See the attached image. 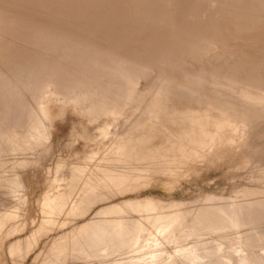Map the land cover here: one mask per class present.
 Listing matches in <instances>:
<instances>
[{
	"label": "bare ground",
	"instance_id": "1",
	"mask_svg": "<svg viewBox=\"0 0 264 264\" xmlns=\"http://www.w3.org/2000/svg\"><path fill=\"white\" fill-rule=\"evenodd\" d=\"M68 112L96 145L28 218ZM239 118L262 144L242 197H125L199 174ZM263 163L264 0H0V264H264Z\"/></svg>",
	"mask_w": 264,
	"mask_h": 264
},
{
	"label": "rangeland",
	"instance_id": "2",
	"mask_svg": "<svg viewBox=\"0 0 264 264\" xmlns=\"http://www.w3.org/2000/svg\"><path fill=\"white\" fill-rule=\"evenodd\" d=\"M145 85L146 83L144 86ZM79 122V118L76 115L69 112L66 113L63 118H60L56 121L53 129L52 141L50 144H43L40 146L41 150L43 151L40 153V162L30 169L28 176V195L30 199V204L27 211L28 218L33 217V214L38 209L37 199H39L40 196H42L44 192L49 189L51 179L55 175L54 170L57 160L59 158H68L75 152H83L86 149L96 145V142L90 140L89 137H87L89 139L86 137H79L78 139H75L74 136L72 138V134H75L73 131H79L78 129L82 127ZM244 124L245 122H242V119L239 118L237 123V133L239 128H241ZM88 130L89 129H87V131ZM89 132H91V130H89L86 135L90 134ZM236 138L237 140L240 139L239 145L228 144L227 142H224V140L221 143H218L217 151L219 158H211L210 162L206 164L207 166L205 165L206 167H203L202 170H200L199 174H196L195 171H192V175L181 178L178 185L170 187L164 185V183H157L146 188L143 187L138 189V191H134L136 193L130 192L125 195V197H135L137 195L142 197L144 195H148L165 199L186 200V198L193 199L198 193H200V195L205 194V197L216 195L221 199L231 197L232 195H237V199L242 197V195H244L242 192L240 193L239 191H235L237 188H240L241 183V185H249V187L254 184V180L249 173H256L257 169L255 168H257V165L254 167L251 166L254 162L251 152L256 149L257 146H260L261 142L259 141L260 138L256 140L252 139L257 138L253 137L252 134L242 135L238 133ZM248 159L249 161L246 163ZM220 173H223V175ZM209 191L212 193L209 194ZM93 211H95V209L89 213V216L90 214L94 213ZM37 224L38 221L23 232L14 235L11 239L15 240L19 236L29 234L32 229L37 227ZM261 241L264 243V236ZM263 254L264 249L260 247L256 249L254 257L263 258ZM25 264H27V262Z\"/></svg>",
	"mask_w": 264,
	"mask_h": 264
}]
</instances>
